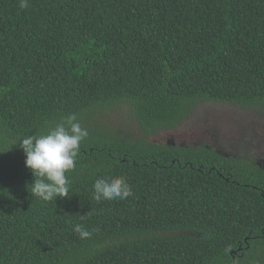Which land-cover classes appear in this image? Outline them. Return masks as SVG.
Returning a JSON list of instances; mask_svg holds the SVG:
<instances>
[{
	"label": "trees",
	"instance_id": "1",
	"mask_svg": "<svg viewBox=\"0 0 264 264\" xmlns=\"http://www.w3.org/2000/svg\"><path fill=\"white\" fill-rule=\"evenodd\" d=\"M28 5L0 0V264H264L259 159L149 140L201 103L264 115V0ZM69 114L89 135L45 202L13 143ZM119 176L133 195L96 201Z\"/></svg>",
	"mask_w": 264,
	"mask_h": 264
},
{
	"label": "clouds",
	"instance_id": "2",
	"mask_svg": "<svg viewBox=\"0 0 264 264\" xmlns=\"http://www.w3.org/2000/svg\"><path fill=\"white\" fill-rule=\"evenodd\" d=\"M28 6V0H20L21 8ZM88 135V130L81 126L77 116L69 114L46 133L28 134L13 143L16 145L19 142V148L25 155V167L33 176L31 195L45 202L70 196L71 182L66 173L76 168L81 142ZM93 189L94 199L98 202L124 200L133 195L123 176L97 178ZM73 231L81 239H90L92 236V232L81 224L74 225Z\"/></svg>",
	"mask_w": 264,
	"mask_h": 264
},
{
	"label": "rangeland",
	"instance_id": "3",
	"mask_svg": "<svg viewBox=\"0 0 264 264\" xmlns=\"http://www.w3.org/2000/svg\"><path fill=\"white\" fill-rule=\"evenodd\" d=\"M114 119L112 116L110 121ZM149 140L187 146L206 143L227 156L253 155L264 166V115L253 109L201 103L185 122L160 131Z\"/></svg>",
	"mask_w": 264,
	"mask_h": 264
},
{
	"label": "flooded vegetation",
	"instance_id": "4",
	"mask_svg": "<svg viewBox=\"0 0 264 264\" xmlns=\"http://www.w3.org/2000/svg\"><path fill=\"white\" fill-rule=\"evenodd\" d=\"M253 156V155H252Z\"/></svg>",
	"mask_w": 264,
	"mask_h": 264
}]
</instances>
